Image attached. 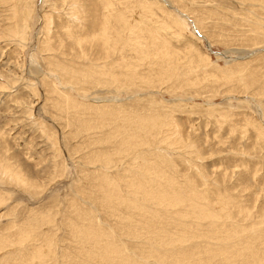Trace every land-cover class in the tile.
Instances as JSON below:
<instances>
[{
  "label": "rangeland",
  "instance_id": "rangeland-1",
  "mask_svg": "<svg viewBox=\"0 0 264 264\" xmlns=\"http://www.w3.org/2000/svg\"><path fill=\"white\" fill-rule=\"evenodd\" d=\"M0 264H264V0H0Z\"/></svg>",
  "mask_w": 264,
  "mask_h": 264
}]
</instances>
